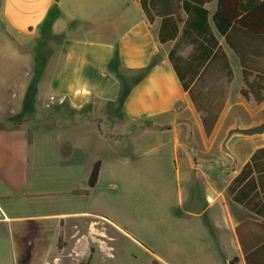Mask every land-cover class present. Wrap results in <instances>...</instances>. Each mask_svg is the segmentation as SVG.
<instances>
[{"label": "crops", "instance_id": "obj_1", "mask_svg": "<svg viewBox=\"0 0 264 264\" xmlns=\"http://www.w3.org/2000/svg\"><path fill=\"white\" fill-rule=\"evenodd\" d=\"M223 2L240 19L264 0ZM146 5L149 17L141 0H0V31L24 41L45 32L61 38L43 67L31 108L24 96L36 64H13L18 69L16 76L0 84V118L30 108L25 113L27 120L15 129L0 130V148L3 142L11 147L18 142L21 149L18 156H0V225L12 231L30 222L36 233L37 224L55 222L56 241L44 264L88 261L92 244L108 249L109 238L104 233L105 238L91 231L83 235L76 223L66 221L76 218V213L54 211L82 197L84 189L67 187L64 181L77 173H84L88 181L93 165L100 161L98 185L103 173L111 170L109 160L120 157L123 165H133L146 153L154 156L159 179H163L160 166L165 159L173 166L172 244L187 242L194 253L213 262L229 264L238 258V264H244L236 227L254 220V215L234 202L227 189L252 153L264 146L256 142L263 138L235 145L241 166L228 179L209 177L200 167L194 169L186 145L191 136L200 158L219 156L220 142L237 118L243 124L260 120L247 119L264 109V99L258 102L256 98L264 97V34L253 35L235 24L227 34L221 33L214 22L219 0H146ZM52 8L58 17L45 29ZM253 23L263 28L264 10ZM3 35L0 62L13 63L6 55L12 51L9 43L4 46L8 40ZM4 69L0 64L3 82ZM244 71L251 86L244 80ZM122 86L127 94L117 114L120 123L107 130L102 124L85 130L86 135L92 133L96 148L79 141L45 144L43 148L55 149L63 158L55 159L54 153L52 164L38 154L36 133L43 131L46 138L56 128L33 127L28 120L41 117L53 103L72 118L84 112L99 117L103 107L118 105ZM139 135L149 150L136 155L139 151L135 152L131 141ZM77 151L90 155L84 168L71 161ZM104 152L110 157L104 158ZM106 164L109 168H104ZM21 207H27L26 215ZM93 224L87 226L96 230Z\"/></svg>", "mask_w": 264, "mask_h": 264}, {"label": "rangeland", "instance_id": "obj_2", "mask_svg": "<svg viewBox=\"0 0 264 264\" xmlns=\"http://www.w3.org/2000/svg\"><path fill=\"white\" fill-rule=\"evenodd\" d=\"M0 33L4 34V39L8 40L4 42V46H6L5 43L10 44L12 53L6 55L9 60H13V63L7 60L0 62L5 66V79L4 82L0 81V84L5 81L8 83L16 76L18 69L16 66L13 67V64H41L42 59L47 63L61 39L60 36L52 35L50 32H45L32 41H24L20 37L8 35L4 30ZM60 109L62 108L53 103L41 117L34 119L33 122H30V118L27 121L33 127L56 128L52 129V134H48L46 138L43 137V131L35 135L38 154L46 160L49 159L51 164L54 163L52 158L55 156L54 153L57 155L55 159L63 158L61 154L59 156L56 153L55 149L43 148L45 144L79 141L80 145H90L91 148H96L98 144L90 139L92 133L86 135L85 130L98 124L104 125L107 130V126L121 121L120 115H117L118 105L103 107V112L99 117L84 112L82 117L72 118L61 113ZM32 115L34 113L31 117ZM263 116L264 109L247 120H257ZM9 118H0V123L5 126L12 125V122L8 123ZM74 119L75 121L72 122L71 120ZM74 124L76 125L72 127ZM104 128L101 126L99 129L104 132ZM6 140L16 141V138ZM131 142L135 143V152L139 151L135 153L136 155L149 150V148L146 150L148 142L140 135ZM256 142L264 143V138L257 139ZM3 143L0 156L20 155L21 149L18 142H15L12 147ZM39 146H42L41 149ZM89 157L90 155L77 151L71 161L73 165L84 168ZM103 157L107 159L110 156L108 157L104 152ZM153 157L151 153H146L140 162L126 166L122 164L123 159L120 157L118 161L108 159L111 170L103 173L98 185L92 188L94 190L88 188L84 173H77L73 179L64 181V184L67 187L82 188L88 192L92 190V194L82 191V197L77 198L75 203L54 211L76 213V218L66 221L69 224L76 223L83 235L91 231L97 236L105 238L106 235L109 238L106 251L99 249L97 244L91 245L90 264H222L197 255L192 245L187 242L172 244L174 230L171 216L172 206L176 203L173 166L165 159V163L160 166L164 174L163 179H159V166L153 164L155 161ZM107 166L106 164L104 168H109ZM20 210L23 215L27 214V207H21ZM91 222H95L93 227L95 226L96 230L87 226ZM54 223L49 221L46 224L43 223L42 226L37 224L36 233L32 230L30 222L25 228H13L12 231L7 226L0 225V264H44L57 237ZM87 259L84 262H87Z\"/></svg>", "mask_w": 264, "mask_h": 264}, {"label": "trees", "instance_id": "obj_3", "mask_svg": "<svg viewBox=\"0 0 264 264\" xmlns=\"http://www.w3.org/2000/svg\"><path fill=\"white\" fill-rule=\"evenodd\" d=\"M223 0H219L218 10L214 16V22L218 30L227 34L228 29L232 24H235L253 35H263L261 32L263 28H255L253 20L259 18L262 10H264V3L259 6L258 9H253L247 16L237 18L238 15L229 13L227 7H225ZM141 5L144 13L149 17L150 12L146 5V0H141ZM58 17L55 8L49 11L48 19L46 20L44 27L49 28L50 24ZM43 26V25H42ZM116 57L114 58V61ZM46 64V60L42 59L41 64H36L35 75L32 78L28 90L26 92L24 103H28L29 107L34 103V98L37 91L38 82L42 76L43 67ZM244 80L248 86H251L248 81V75L244 71ZM127 94V89L123 86L120 89V96L118 101V107H120L122 101ZM260 102L264 97H256ZM24 110L22 114L10 117L8 123L12 122V125L5 126L0 123V130L7 131L15 129L26 118L27 111ZM26 113V114H25ZM101 162L97 161L92 167L90 172L87 186L92 189L96 186ZM227 193L232 200L254 215V220H245L239 223L236 227V234L242 250L244 264H264V146L256 149L250 160L241 168L237 176L232 180L227 189ZM61 240V238H60ZM238 258H233L229 261V264H238ZM79 264H90L87 262H81Z\"/></svg>", "mask_w": 264, "mask_h": 264}, {"label": "water", "instance_id": "obj_4", "mask_svg": "<svg viewBox=\"0 0 264 264\" xmlns=\"http://www.w3.org/2000/svg\"><path fill=\"white\" fill-rule=\"evenodd\" d=\"M264 138V117L250 124H243L236 119L229 127L219 145V156L200 158L193 149L192 137L189 136L186 152L194 169L202 168L209 177L228 179L240 169V161L234 152V147L242 141Z\"/></svg>", "mask_w": 264, "mask_h": 264}]
</instances>
